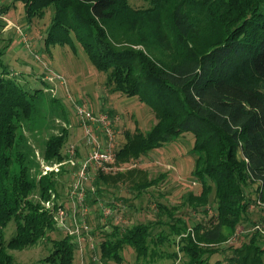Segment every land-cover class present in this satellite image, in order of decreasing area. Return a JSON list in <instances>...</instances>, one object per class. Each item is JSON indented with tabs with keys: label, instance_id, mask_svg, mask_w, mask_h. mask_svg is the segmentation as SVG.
<instances>
[{
	"label": "trees",
	"instance_id": "16d2710c",
	"mask_svg": "<svg viewBox=\"0 0 264 264\" xmlns=\"http://www.w3.org/2000/svg\"><path fill=\"white\" fill-rule=\"evenodd\" d=\"M22 1L30 23L53 9L46 50L57 44L74 53L82 49L105 73L110 92L136 96L157 119L148 130L122 131L112 163L119 168H95L85 203L97 205L123 183L136 198L162 180L136 163L184 132L195 138L199 192L188 190L176 214L158 201L153 221L129 225L102 222L101 208L94 206L91 233L100 238L88 252L89 264H123L128 247L136 264H264V233L249 215L252 204L264 202V0H143L142 6L131 0ZM6 47L0 46V264L15 263L11 250L43 240L51 246L40 262L74 264L80 244L69 232L59 235L55 211L64 187L60 175L79 170L86 156L77 145L74 165L41 174L31 136L45 116L41 156L63 161L71 131L50 128L55 118L68 116L61 98L50 92L47 70L35 76L41 86L21 83L4 60ZM189 209L207 218L190 223ZM10 224L14 231L7 238ZM245 224L246 233L240 229Z\"/></svg>",
	"mask_w": 264,
	"mask_h": 264
},
{
	"label": "rangeland",
	"instance_id": "374dc122",
	"mask_svg": "<svg viewBox=\"0 0 264 264\" xmlns=\"http://www.w3.org/2000/svg\"><path fill=\"white\" fill-rule=\"evenodd\" d=\"M131 2L135 6L144 5L143 0H131ZM8 4H11V6L7 10ZM3 9L5 10L2 11ZM52 13L53 9L49 8L43 17L35 18L30 23L27 22L25 6L22 0H0V23H4L0 26L2 27L0 46L4 48L7 46L4 60L11 69V74H18L17 79L21 83L29 81L31 85L41 86L42 84L35 76L41 75L40 73L43 70H47L48 73L45 78L51 82L50 92L60 97L65 106L68 120L60 117L55 118L54 126H52L53 130L50 128V131L53 132L60 126L69 128L71 135L68 144L81 146V152L86 156L89 149L88 138L81 118L76 113V102L86 106L94 113L106 112L109 114L110 111L113 113V116L109 115L112 117L116 129L114 149L118 143L123 141L122 131L124 129L134 130L139 127L142 130H148L156 123L157 119L154 111L145 102H141L136 96L110 92L105 84V73L99 71L92 64L82 49L78 48L79 51L74 53L69 45L63 46L59 44L51 45L48 50L45 49L44 38L47 34ZM59 74L62 75L64 81L57 77ZM46 121L45 116H43L38 124L39 127L34 132V135L31 136V141L37 149V157L40 156L41 158L43 157L40 153V145L42 139L48 135ZM194 142V135L189 131L184 132L174 141L167 142L162 147L151 150L149 155L144 156L136 165L149 170L151 178L161 176L162 180L159 184L150 187L136 198V193L128 189L124 183L121 184L119 189L115 188V192L106 193L98 204L94 205L101 208V221L105 222L109 219H114L125 225L140 221H153L154 216L158 212V201L162 202V204L164 203L174 214L178 213L177 210H179L184 201L183 199L187 196V191L194 190L199 192L200 188V181L193 174L195 156L191 150ZM110 166H112L110 168L112 170L119 168L112 165V163ZM122 167H126V165L120 166V168ZM95 168L97 166L93 165L89 174L90 177L83 180L85 191L91 186L92 177L97 170ZM68 169L70 170V168ZM78 171H65L60 175L62 183H64L62 191L60 190V203L63 202V206L69 214L68 226L72 225L73 219L71 217L75 216L82 221L86 220L90 227V231L86 235L83 233L84 239L79 242L80 246L74 263L89 264L90 256L88 252L94 247L100 236L99 233L96 236L91 233V231L95 230L97 218L94 215V206L89 204L90 200L88 203H83L81 206L78 205L74 208L73 202L75 199L71 194L73 185L78 179L76 174ZM121 197L130 199V202H133V206L128 203L125 204ZM86 199H90L87 194ZM107 203L111 205H107ZM214 206V201L211 198L210 212H213ZM174 207L178 209L175 210ZM187 213L190 223L207 218L200 212H193L192 209H189ZM261 214H264V202L252 204L249 214L250 219L259 220ZM163 218L167 220L168 216L164 214ZM59 229V235L62 236L68 231L63 226H59ZM240 229L244 233L250 230L246 224L242 225ZM13 231L14 225L10 224L6 229V237L9 238ZM45 241L43 240L38 245L24 250H11L15 255L14 264H50L39 261L40 258L48 253L51 246H47ZM236 241L239 243V240ZM165 249L173 252L177 247L175 245H165ZM123 254L126 259L123 264H136V252L134 249L128 247ZM97 257L99 258L97 254L93 255V258L96 259ZM163 263L171 264L172 260H164Z\"/></svg>",
	"mask_w": 264,
	"mask_h": 264
},
{
	"label": "built area",
	"instance_id": "2783aa9c",
	"mask_svg": "<svg viewBox=\"0 0 264 264\" xmlns=\"http://www.w3.org/2000/svg\"><path fill=\"white\" fill-rule=\"evenodd\" d=\"M64 81L61 74L57 75ZM76 113H78L81 118L82 124L85 127V133L87 135V144L89 146L88 153L84 160H82V165L79 171L76 173L78 179L73 185L72 197L75 199L74 208L78 205L85 203L86 191L83 188V180L88 179L90 172L88 170L91 164L95 166L102 167L106 170H110L112 166L111 163L115 160V149H114V137H115V125L112 117L106 112L94 113L92 110L88 109L86 106L75 103ZM65 125V124H64ZM77 145L70 144L68 147L69 157L60 162L49 163L43 158L38 156L41 161L42 175L47 174L51 171L58 172L63 166H71L76 163L75 155ZM39 154V153H38ZM261 202V201H259ZM51 201H46V206H51ZM87 211V208H86ZM68 212L65 207L60 203L55 211V220L59 226L65 227L70 234L76 236V240L81 242L84 239L83 233L86 235L90 231V227L86 220L77 219L75 216L71 217L73 219L72 225H67ZM255 229L264 233V218L259 219L255 225ZM80 244V243H79Z\"/></svg>",
	"mask_w": 264,
	"mask_h": 264
},
{
	"label": "crops",
	"instance_id": "0c3cea01",
	"mask_svg": "<svg viewBox=\"0 0 264 264\" xmlns=\"http://www.w3.org/2000/svg\"><path fill=\"white\" fill-rule=\"evenodd\" d=\"M62 204H63V202H62Z\"/></svg>",
	"mask_w": 264,
	"mask_h": 264
}]
</instances>
